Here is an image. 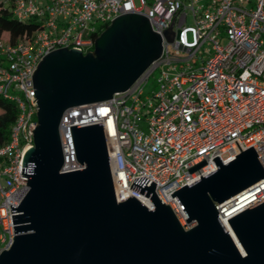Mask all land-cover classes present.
Returning a JSON list of instances; mask_svg holds the SVG:
<instances>
[{"label": "built area", "instance_id": "built-area-1", "mask_svg": "<svg viewBox=\"0 0 264 264\" xmlns=\"http://www.w3.org/2000/svg\"><path fill=\"white\" fill-rule=\"evenodd\" d=\"M17 21L33 19L27 38H0V98L17 116L0 146V252L13 242L10 206L28 191L21 174L32 147L37 104L31 75L48 53L66 47L92 51L95 38L115 17L136 13L159 34L157 59L129 88L103 102L71 107L61 115V172L81 169L70 126L101 124L118 202L150 199L132 189L134 178L155 184L158 200L184 229L185 213L171 193L252 147L264 170V0H0ZM223 42V43H222ZM157 72V88L144 94ZM199 169H187L201 161ZM22 175V176H21ZM264 199V178L215 204L220 222ZM187 226L188 228H185Z\"/></svg>", "mask_w": 264, "mask_h": 264}, {"label": "water", "instance_id": "water-1", "mask_svg": "<svg viewBox=\"0 0 264 264\" xmlns=\"http://www.w3.org/2000/svg\"><path fill=\"white\" fill-rule=\"evenodd\" d=\"M161 39L146 17L121 14L82 54L66 47L46 54L31 75L37 104L32 147L22 158L28 191L10 212L13 242L0 264H264V199L226 222L215 204L264 178L252 147L171 193L192 227L184 229L143 177L130 189L148 197L116 200L101 124L70 126L81 169L61 172L58 123L64 110L110 99L158 58ZM203 160L190 167L199 169ZM22 176V175H21ZM240 246L241 250L237 247Z\"/></svg>", "mask_w": 264, "mask_h": 264}, {"label": "trees", "instance_id": "trees-1", "mask_svg": "<svg viewBox=\"0 0 264 264\" xmlns=\"http://www.w3.org/2000/svg\"><path fill=\"white\" fill-rule=\"evenodd\" d=\"M36 29V24L31 25L17 21L11 16V12L8 6L0 4L1 39L12 42L18 38H27ZM16 116V106L12 102L0 98V146L6 143V141L8 140L10 128L14 123Z\"/></svg>", "mask_w": 264, "mask_h": 264}, {"label": "rangeland", "instance_id": "rangeland-1", "mask_svg": "<svg viewBox=\"0 0 264 264\" xmlns=\"http://www.w3.org/2000/svg\"><path fill=\"white\" fill-rule=\"evenodd\" d=\"M20 22L31 24V25L36 24V21L33 20V19H30V20L22 19ZM157 76H158L157 72H155V73H153L152 75L149 76V79H148L147 83L144 86V94L145 95H150L152 93V91L156 90V88H157V83H156ZM192 225H190L188 227H192ZM184 227L188 228L187 226H184Z\"/></svg>", "mask_w": 264, "mask_h": 264}, {"label": "bare ground", "instance_id": "bare-ground-1", "mask_svg": "<svg viewBox=\"0 0 264 264\" xmlns=\"http://www.w3.org/2000/svg\"><path fill=\"white\" fill-rule=\"evenodd\" d=\"M222 223H223V225L225 226V228L227 229V231L231 234V236L233 237V239L235 240V238H234V236H233L231 230L228 228L226 222H225V221H222ZM235 243H237L236 240H235ZM237 247L239 248L240 251H242L241 248H240V246H239L238 244H237Z\"/></svg>", "mask_w": 264, "mask_h": 264}, {"label": "flooded vegetation", "instance_id": "flooded-vegetation-1", "mask_svg": "<svg viewBox=\"0 0 264 264\" xmlns=\"http://www.w3.org/2000/svg\"><path fill=\"white\" fill-rule=\"evenodd\" d=\"M104 29H105V28H104ZM104 29H103V30H104ZM103 30H102V31H103ZM102 31H101V32H102Z\"/></svg>", "mask_w": 264, "mask_h": 264}]
</instances>
